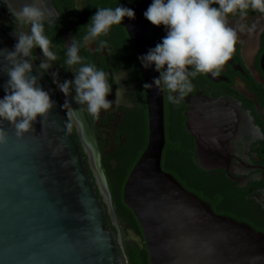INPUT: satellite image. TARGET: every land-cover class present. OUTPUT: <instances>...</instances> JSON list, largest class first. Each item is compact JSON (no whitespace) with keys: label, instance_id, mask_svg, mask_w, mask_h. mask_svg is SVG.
<instances>
[{"label":"water","instance_id":"water-1","mask_svg":"<svg viewBox=\"0 0 264 264\" xmlns=\"http://www.w3.org/2000/svg\"><path fill=\"white\" fill-rule=\"evenodd\" d=\"M152 2L141 0L133 9L135 18H127L138 57L153 48L151 23L144 16ZM33 3L42 7L43 0H0L12 16ZM15 30L0 24V51H14ZM26 59L32 64L30 75L38 77V86L49 93L54 106L23 137H17L8 122L2 124L6 143L0 145V264H129L56 87L46 72L40 73L35 56ZM139 61L145 83L153 87L146 89L148 144L123 191V201L141 229L133 240L147 249L149 264H264L263 231L215 212L163 168L164 92L153 83L160 73L155 65L145 68ZM8 66L0 53V70ZM8 79L0 71V99ZM197 120L188 125L199 139V154L207 158L211 133H197Z\"/></svg>","mask_w":264,"mask_h":264},{"label":"flooded vegetation","instance_id":"flooded-vegetation-1","mask_svg":"<svg viewBox=\"0 0 264 264\" xmlns=\"http://www.w3.org/2000/svg\"><path fill=\"white\" fill-rule=\"evenodd\" d=\"M140 1L43 0L41 7L46 15L45 35L52 40L51 50L57 56L46 71L52 83L54 72H58L60 83L74 80L75 73L65 66L66 51L73 39L80 45L83 63L94 64L104 71L112 86L107 96L112 106L101 110L99 118H94L86 106L75 102L73 86L67 97L72 109L78 111L67 116L99 194L107 204L109 224L121 234L125 251L126 244L140 247L133 237L141 235V230L120 219L114 187L120 184L124 191L133 166L148 144L150 121L147 91L143 87L145 80L127 28V17L121 25H114L106 36L88 46L84 45L83 37L98 8L124 6L133 10ZM79 7L82 9L77 10ZM0 24L19 32L29 31V26L21 27L2 5ZM229 24L232 27L243 25L244 30L238 31L236 51L220 75L198 74L190 78L192 91L179 104L170 103L164 91L166 145L162 166L180 181L183 178L185 183L181 181L182 184L209 202L215 212L264 232V14L249 10L244 19L229 17ZM166 34L164 26H149L153 48ZM101 41H106V47L100 48ZM33 54L40 63L45 60L39 48H35ZM53 84L63 105L65 95ZM208 102H213L215 107L208 106ZM195 119L199 120L197 133H211L207 158L199 154V139L188 125ZM201 126L207 129L201 131ZM188 167L197 171L191 181L185 180L178 170ZM173 170H177L176 173ZM97 171L106 183L109 200L103 193Z\"/></svg>","mask_w":264,"mask_h":264},{"label":"clouds","instance_id":"clouds-1","mask_svg":"<svg viewBox=\"0 0 264 264\" xmlns=\"http://www.w3.org/2000/svg\"><path fill=\"white\" fill-rule=\"evenodd\" d=\"M80 9L82 7L77 10ZM249 10L264 14V0H153L144 16L153 26H164L167 34L161 43L139 59L145 68L155 65L160 75L153 83L160 92L168 93L170 103L179 104L192 91L190 78L198 74L220 75L236 51L238 31L244 30L243 25L230 26L229 17L244 19ZM13 16L21 27L29 26V31L15 30L18 42L14 51H0L9 65L0 70L9 77L5 95L0 99V145L6 143L3 122L15 129L17 137H23L34 131L33 123L38 117L46 118L54 106L49 93L38 86V77L30 75L32 64L26 59L33 57V50L39 48L45 58L39 64L41 74L57 60L51 50L52 40L45 35V12L33 3L24 5ZM125 17L134 19L135 12L124 6L98 8L87 25L84 45L106 36L114 25H121ZM104 47L106 41H101L100 48ZM79 51L80 45L72 39L66 51L65 66L75 73L74 80L60 83L58 72H54L53 83L66 97L74 86L75 102L86 106L89 114L99 118L101 110L112 106V101L107 99L112 86L104 71L94 64L83 63ZM76 65L81 66L76 68ZM143 87L151 89L153 84L145 83ZM62 107L69 109L68 116L78 111L72 109L67 100Z\"/></svg>","mask_w":264,"mask_h":264},{"label":"trees","instance_id":"trees-1","mask_svg":"<svg viewBox=\"0 0 264 264\" xmlns=\"http://www.w3.org/2000/svg\"><path fill=\"white\" fill-rule=\"evenodd\" d=\"M178 170L186 178L185 180L191 181L196 178L197 171L192 167L181 168ZM173 171L176 173L177 170ZM180 179L181 181H183V183H185L183 178ZM114 188V202L116 204L120 219L128 221L131 225L141 230L134 212L123 201L122 185H115ZM126 255L128 257L129 264H149L148 251L146 248L141 249L140 247L132 243L126 244Z\"/></svg>","mask_w":264,"mask_h":264},{"label":"bare ground","instance_id":"bare-ground-1","mask_svg":"<svg viewBox=\"0 0 264 264\" xmlns=\"http://www.w3.org/2000/svg\"><path fill=\"white\" fill-rule=\"evenodd\" d=\"M65 98L69 102L68 97L65 96ZM97 174H98V177H99V183L101 185L103 193L105 194L106 199L109 200V193H108V189H107L106 183L103 180V178H102L101 174L99 173V171H97Z\"/></svg>","mask_w":264,"mask_h":264}]
</instances>
